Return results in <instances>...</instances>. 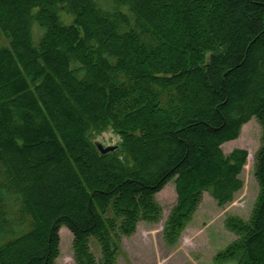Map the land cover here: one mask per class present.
Instances as JSON below:
<instances>
[{
  "label": "trees",
  "instance_id": "1",
  "mask_svg": "<svg viewBox=\"0 0 264 264\" xmlns=\"http://www.w3.org/2000/svg\"><path fill=\"white\" fill-rule=\"evenodd\" d=\"M253 118L264 127V0H0V264H55L65 227L77 264H116L177 178L173 242L204 192L223 207L243 189L248 152L222 147ZM107 127L120 149L101 155ZM256 178L218 261L264 264V144Z\"/></svg>",
  "mask_w": 264,
  "mask_h": 264
},
{
  "label": "rangeland",
  "instance_id": "2",
  "mask_svg": "<svg viewBox=\"0 0 264 264\" xmlns=\"http://www.w3.org/2000/svg\"><path fill=\"white\" fill-rule=\"evenodd\" d=\"M58 14L63 24L71 25L73 17L63 6H58ZM71 69L79 79L85 71L76 61H71ZM95 142L105 147L119 146L121 138L117 132L107 127L94 133ZM264 144V127L253 118L243 126L236 141L226 143L222 150L229 156L234 150L248 152V160L240 176L243 189L236 194L232 203L220 207L209 193L204 192L201 202L176 240L169 242L166 226L174 210L178 207L176 179L169 181L165 189L155 197L159 214L138 223L136 232L122 237L116 264H239V258L218 261L217 258L228 250L239 236L233 232V220L248 222L254 215L260 196V186L256 178L258 155ZM60 252L55 264H77L73 248V235L65 227L60 231ZM91 250L98 263L102 260V249L98 241L91 239Z\"/></svg>",
  "mask_w": 264,
  "mask_h": 264
},
{
  "label": "water",
  "instance_id": "3",
  "mask_svg": "<svg viewBox=\"0 0 264 264\" xmlns=\"http://www.w3.org/2000/svg\"><path fill=\"white\" fill-rule=\"evenodd\" d=\"M95 146H96V148L98 149V151L100 152L101 155L112 154V153H115L116 151H118L120 149L119 146L105 147L104 145H102L99 142H95Z\"/></svg>",
  "mask_w": 264,
  "mask_h": 264
}]
</instances>
